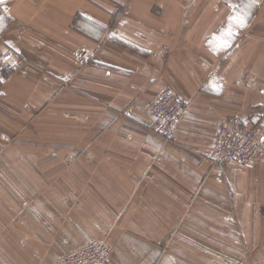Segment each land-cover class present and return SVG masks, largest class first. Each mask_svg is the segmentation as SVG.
<instances>
[{"label": "crops", "instance_id": "1", "mask_svg": "<svg viewBox=\"0 0 264 264\" xmlns=\"http://www.w3.org/2000/svg\"><path fill=\"white\" fill-rule=\"evenodd\" d=\"M0 47L25 61L0 80V264L94 239L111 264H264V164L202 163L222 120L258 117L264 0H3ZM165 86L188 103L170 141L148 109Z\"/></svg>", "mask_w": 264, "mask_h": 264}, {"label": "built area", "instance_id": "2", "mask_svg": "<svg viewBox=\"0 0 264 264\" xmlns=\"http://www.w3.org/2000/svg\"><path fill=\"white\" fill-rule=\"evenodd\" d=\"M93 56L91 50H79L76 53L78 64L84 65ZM25 61L10 49L0 47V80L21 70ZM249 86L256 84L254 78H248ZM187 100L172 86H165L152 100L148 109L153 116L151 128L164 138L174 140L179 124L184 119ZM263 109L257 121H250L242 115H233L220 123L214 143L213 156L203 158L202 163L213 165L218 175H222L229 163L241 166L253 162L264 164V101ZM113 249L106 240H89L73 251H67L60 257L61 264H111ZM238 264H247L240 262Z\"/></svg>", "mask_w": 264, "mask_h": 264}, {"label": "snow or ice", "instance_id": "3", "mask_svg": "<svg viewBox=\"0 0 264 264\" xmlns=\"http://www.w3.org/2000/svg\"><path fill=\"white\" fill-rule=\"evenodd\" d=\"M230 2V0H229ZM3 3V0H0ZM233 8L236 5H231ZM246 15L240 12H234L228 17L227 25L220 30L218 34H215L212 40L209 41L210 48L214 52H219L231 46L234 36L236 35V28H243L246 26ZM213 89L216 91L221 90V86L216 85L213 82Z\"/></svg>", "mask_w": 264, "mask_h": 264}, {"label": "rangeland", "instance_id": "4", "mask_svg": "<svg viewBox=\"0 0 264 264\" xmlns=\"http://www.w3.org/2000/svg\"><path fill=\"white\" fill-rule=\"evenodd\" d=\"M259 94H260V96L262 97V100H261V102H260V106L259 107H257V114H258V117L255 119V121H257L258 119H259V114H260V112L262 111V109H263V106H262V104H263V101H264V91L263 90H261L260 92H259ZM259 110V111H258ZM242 116H244V118H246V119H248V120H251V118L249 119V117L248 116H245V115H242ZM253 121H254V119H252ZM254 121V122H255ZM4 178V176L3 175H0V179H2V178ZM22 205V207L24 206V208L25 209H27L28 208V204H21ZM48 253V252H47ZM52 253V255L54 256V258H53V260L54 261H56V255H57V253H60V255H61V253H63V252H57V251H53V252H51ZM37 255V264H41V254L40 253H37L36 254ZM59 257L60 256H58V259H59Z\"/></svg>", "mask_w": 264, "mask_h": 264}]
</instances>
